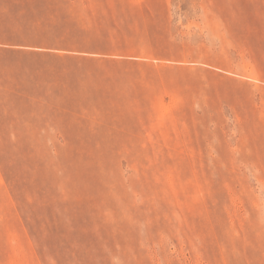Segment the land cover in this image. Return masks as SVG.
I'll use <instances>...</instances> for the list:
<instances>
[{"label": "rangeland", "instance_id": "obj_1", "mask_svg": "<svg viewBox=\"0 0 264 264\" xmlns=\"http://www.w3.org/2000/svg\"><path fill=\"white\" fill-rule=\"evenodd\" d=\"M129 45L0 52V264H264V0H0V25Z\"/></svg>", "mask_w": 264, "mask_h": 264}, {"label": "trees", "instance_id": "obj_2", "mask_svg": "<svg viewBox=\"0 0 264 264\" xmlns=\"http://www.w3.org/2000/svg\"><path fill=\"white\" fill-rule=\"evenodd\" d=\"M106 37H89L58 29L52 24L0 25V52L14 53L16 46L66 49L86 53H112L130 46Z\"/></svg>", "mask_w": 264, "mask_h": 264}]
</instances>
